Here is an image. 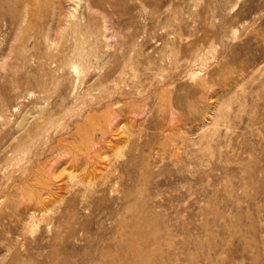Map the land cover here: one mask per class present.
Here are the masks:
<instances>
[{"label":"rangeland","instance_id":"1","mask_svg":"<svg viewBox=\"0 0 264 264\" xmlns=\"http://www.w3.org/2000/svg\"><path fill=\"white\" fill-rule=\"evenodd\" d=\"M0 264H264V0H0Z\"/></svg>","mask_w":264,"mask_h":264},{"label":"bare ground","instance_id":"2","mask_svg":"<svg viewBox=\"0 0 264 264\" xmlns=\"http://www.w3.org/2000/svg\"><path fill=\"white\" fill-rule=\"evenodd\" d=\"M18 1H21V3L23 4V6L25 8H28V9L31 8L32 6H35L36 3H37V0H18Z\"/></svg>","mask_w":264,"mask_h":264}]
</instances>
